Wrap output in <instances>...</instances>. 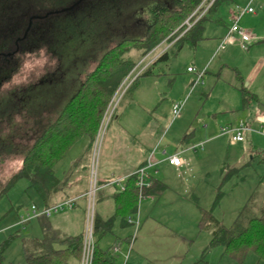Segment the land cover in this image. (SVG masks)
Listing matches in <instances>:
<instances>
[{
	"label": "rangeland",
	"instance_id": "1",
	"mask_svg": "<svg viewBox=\"0 0 264 264\" xmlns=\"http://www.w3.org/2000/svg\"><path fill=\"white\" fill-rule=\"evenodd\" d=\"M173 2L174 0H78L71 6H68L67 3L60 8H50L51 12L47 15L43 13L46 11L45 9L36 8L34 16L40 18L34 19L31 25L29 22L26 37L19 43L16 54L0 57V155L10 150L23 151L27 149L29 144L24 140L30 138L31 135L33 138L36 137L53 121L65 102L77 91L82 82V75L89 67V60L96 59L111 45L124 39L142 37L150 22L149 7L159 3L171 6ZM230 3L231 0H223L219 3L218 8L205 14L201 22L204 35L213 36V33L217 32L216 26L222 27L223 23L222 25L218 24L217 18L225 17L224 11ZM213 40L212 38L211 42H200L195 47L184 45L176 54H171L170 46L167 47L165 43L161 44L148 55L149 63L139 66L133 76L124 82L112 116L104 130L89 147L90 168H88L90 170L88 171L90 176L92 174V180L94 176L96 180L98 175L107 173L105 165L101 164L99 155L110 150L113 144H118L124 150L123 155L129 147L132 156L137 154L141 138L137 133L138 125L146 133L142 134L144 135L141 140L143 147L150 146L154 138L156 139L158 135L162 134L173 119L168 108V102L171 107L172 96L169 95L171 90L177 91L180 88L179 77L191 75L187 72V67H195L192 64L195 48L198 49V57H202V48L199 47L208 48ZM166 47L170 55L169 58L157 61L153 65L150 64L151 59ZM139 55V50L131 49L125 57H131L138 62ZM147 65H152V72L153 69L156 72H164L160 76L161 82H163L156 88L157 93L160 88V94L158 96L154 94L153 97L151 93L145 92L143 95L149 99L148 103L134 104L133 106L131 103L134 92H136L141 79L147 76L140 77L137 82L133 79ZM196 71L201 70L197 69ZM146 81L151 80L147 79ZM194 81L195 79H193ZM200 86V82L195 85L191 84L185 94L188 95L193 91L191 95H194ZM184 96L182 97L184 98ZM141 111H144L145 114H142ZM176 121L170 124L169 128L174 126L176 131H179L180 127L177 128ZM125 126L133 132L135 131L136 134L124 132ZM148 129L152 130L150 134L147 132ZM172 136L182 139L183 134ZM166 140H168V136L163 140V143ZM89 143L90 139L87 136L75 141L60 162V170L66 169L73 158L81 155L80 159L72 166L74 174L77 177L81 176L85 170L83 157L86 148L88 150ZM179 147L180 143L178 142L177 147L172 145L170 150L173 152ZM200 148L195 150L200 151ZM213 149L217 154L223 152V150L219 152L216 147ZM110 154L112 160L121 158L120 154L117 156ZM230 158V154H226L225 151L222 156L225 167L222 166L224 171L221 172L219 166L213 169L209 167L208 170L204 159L194 161L193 166L189 162L186 171L179 174L178 180L192 176L191 183L197 188L193 195L195 197L190 196L189 200H186L169 195L160 202L156 197V201L151 200V207L172 205L185 209L189 213L192 208L197 211V207L212 209L213 215L225 226H231L235 221L245 223L249 217L259 215L262 210L260 206L255 205V201L259 202V198L255 199V197L257 190L260 192L259 182L263 183L264 181L262 179L264 166L258 163V159H255L248 166L231 172V169L226 166L231 162ZM218 160L217 165H219ZM20 163L21 156L6 158L0 162V181L13 174L20 167ZM226 171L230 172L227 178H225ZM261 179L263 181H260ZM188 193L184 191L182 195L186 196ZM145 199L148 198H139V210L144 207L143 200ZM39 201L34 188L30 187L27 179L18 180L7 194L0 198V243L9 235L16 234L15 239L10 241L4 249L3 264H24L22 241L29 244L26 239L41 238L35 233L38 230L37 226L36 229H31L28 224L20 223L21 217L26 216L32 204L39 208L43 207ZM247 202L249 203L247 204ZM246 204L247 207L244 208ZM74 205L75 207L71 210L64 208L59 211L55 217L74 212L81 213V219L85 226L86 199H80L74 202ZM95 206H97V200L92 208L93 214L96 211ZM241 211L242 213L239 215ZM197 221L198 223L195 221L193 223L191 214H189L188 222L195 225L187 230H179V233L185 234L187 239L173 240L166 247L164 245L154 246L152 251L147 253L148 261L144 260L141 264H164L161 257H163L165 249L175 250L176 264L178 261H182V264H190L192 257L201 260L196 264H264V260H259L252 250L247 252L242 262H239L232 256L224 254L221 246H210L208 244L209 234L205 230H200L199 220ZM161 235L169 237L165 229L161 231ZM101 244L104 245V241Z\"/></svg>",
	"mask_w": 264,
	"mask_h": 264
},
{
	"label": "crops",
	"instance_id": "2",
	"mask_svg": "<svg viewBox=\"0 0 264 264\" xmlns=\"http://www.w3.org/2000/svg\"><path fill=\"white\" fill-rule=\"evenodd\" d=\"M236 4L241 6L248 5L253 8V12L244 13L239 19V25L251 35L250 42L245 47H242L237 38L235 41L226 43L221 47L220 42L227 33L229 23H231V10ZM224 13L225 17L223 19L217 18L218 24L222 25L223 23L222 27L219 28L215 25L217 32L213 33V36L204 35L203 33V39L198 42H209L212 38L214 39L208 48L199 47L202 48V57H198V49L195 48L194 61L192 62L195 67H192L195 71L199 69L204 72L201 77V86L197 92L194 95H191L193 91L188 93V95L187 93L185 94L187 88L193 84V79H195L194 71L187 70L191 75L179 77L181 81L180 88L177 91L171 90L169 94L172 96L170 100L171 107L168 102L169 113L171 114L172 110L170 108H172V104L176 100L182 99V96L185 95V102L179 115L172 117L173 119H171L167 128L156 139L154 138L155 141L153 140L152 144L148 147H143L141 140L144 136L142 134L145 131L138 125L137 133L141 138L137 154L134 156L129 151L130 147L123 155L124 150L118 144H113L110 150L104 152L103 155L102 153L99 155L101 164L105 165L104 168L107 173L96 177L97 190L95 202L97 200V206H95L96 211L94 216L95 219H100L103 222L111 218V225L110 229L99 241L98 246L101 249H109L119 242V246L114 250L117 256V264H141L144 260L148 261L147 253H150L154 246L164 245L166 247L173 240L178 239L182 241V238L187 239L185 234L179 233V230H187L195 225L188 222L189 214H191L193 223L194 221L198 223L197 220L200 221L203 211H211L212 213V209H203L202 207H197V211L196 209L194 211L192 208L190 213L185 211V209L173 207L172 205L151 207V200L156 201V197L159 198L157 200L159 202L169 195L177 199L189 200V197L195 194L197 188L191 183L192 176L178 180L179 174L186 171V166H189V162L193 166L194 161L204 159L208 170L209 167L213 169L219 166L221 172L222 170L224 171L225 167L222 156L226 151V154H230L231 156V162L226 166L231 170L232 168H239L241 165L246 167L250 163H253L255 159H258V163L264 166L261 162V158L264 157V0H231L230 5ZM159 54L160 52L152 59L156 58ZM146 59H140L137 65L142 66L145 63H149V60L145 61ZM162 73L164 72H156L153 69L151 75L141 79L133 95V102L131 103L133 106L134 104L148 103L149 99L143 95L145 92L151 93L153 97L154 94L155 96L160 94V88L158 89V93L156 88L163 82H161L162 79L160 78ZM147 79L151 81H146ZM141 108L143 109L144 107ZM141 113L145 114L144 111H141ZM175 120H177V128L180 127L179 131H176L174 126L169 128L170 124ZM239 121H243L248 127L243 132L244 138L242 141H234L230 134L221 132L222 127L234 126ZM119 126L121 127V124ZM125 131L131 134L135 133V131L133 132V130H130L126 126L124 127ZM142 131L144 132L142 133ZM147 132L150 134L152 130L148 129ZM180 133L183 134L182 139L176 138V136L171 137V135ZM166 136H168V140L163 143ZM178 142L180 143V147L172 152L170 148L172 145L177 147ZM93 143L90 140L88 150L86 148V153L83 157L85 170L81 176L77 177L72 171V166L80 159L81 155L73 158L64 170H60L59 168L61 159L55 170L59 186L53 192L48 202L44 201L34 189L40 200V205L46 206L45 203L51 205L68 199H74L72 207L68 208L71 210L75 207L74 202L83 198L86 199L88 204L86 195L90 186L88 151L90 145L92 146ZM198 147H201L200 151L195 150ZM213 147L218 148L219 152L222 150L223 152L217 154ZM110 153L115 156L120 154L121 158L112 160ZM175 154L182 159L181 165L175 166L168 162L167 158ZM217 159H219V165L216 164ZM148 160L152 162L150 166H147ZM145 166L147 174L145 179L149 181L150 185L152 181L157 180L164 188L158 194L139 195V198H148L143 200L144 207H141L140 210L138 201L136 205L135 202L131 204L129 200L118 198L117 201L116 196L121 190L120 184L116 181L120 179L122 182H125L129 175L133 174L139 167ZM109 171L111 172L107 175ZM182 191L189 193L184 196L182 195ZM261 196L264 197V191L261 192ZM261 203L262 201H259L257 205L262 209ZM86 210H84V214ZM57 214L47 218L52 228L62 234H82L85 226L81 219V213L74 212L61 217H55ZM129 217L133 220H138V224L129 222ZM213 217L220 224L224 225L214 215ZM41 221H43L41 218L36 217L26 221L24 225L28 224L31 229H36L37 226L38 230L35 233L42 237L43 229ZM163 228L167 230L169 237H162L161 231L164 230ZM200 230H205L209 234L210 243L211 228L207 226L200 228ZM37 239L40 238H30L26 239V241H35ZM102 241H104V245L101 244ZM215 246L223 248L222 245ZM174 252L175 250L166 249L163 251L164 254L161 259L164 260V264L177 263ZM200 261L192 257L191 262L196 264ZM78 263L79 261L75 258L69 260V264ZM178 264H182V261H178Z\"/></svg>",
	"mask_w": 264,
	"mask_h": 264
},
{
	"label": "trees",
	"instance_id": "3",
	"mask_svg": "<svg viewBox=\"0 0 264 264\" xmlns=\"http://www.w3.org/2000/svg\"><path fill=\"white\" fill-rule=\"evenodd\" d=\"M76 1L78 0H0V57L16 54L19 43L26 37L29 22L31 25L34 19L40 18L34 16L36 8L45 9L43 13L47 15L51 12L50 8H60L67 3L71 6ZM221 1L223 0H213L209 4L210 0H174L171 6L153 4L148 11L149 26L142 37L124 39L111 45L96 59L89 60V67L82 75L79 88L65 102L59 114L36 137L33 138L31 135L24 140L28 142V148L23 151L10 150L0 155V162L6 158L21 156L20 167L8 178L0 181V198L6 195L18 180L27 179L30 187L48 202L59 186L55 170L61 159L71 145L83 136H88L91 142H94L109 101L123 80L130 77L138 68V62L125 55L131 49H137L140 53L137 61L146 59L153 49L164 43L167 47H171V54L179 52L184 45L195 47L203 39L201 22L205 14L218 8ZM208 4L205 12L198 17ZM186 21L192 24L187 26ZM167 47L152 59L150 64L167 60L170 56ZM152 65L143 68L133 81L137 82L140 77L151 75ZM261 162L264 164V157L261 158ZM239 168H232L231 172ZM229 173L225 174V178ZM262 179L260 181H263ZM136 180L135 173L128 176L124 182V189L116 196L117 201L118 198L129 200L131 204L135 202L136 205L139 193L158 194L164 188L161 183L154 180L149 187L139 190ZM258 187L260 192L257 190L255 199L259 198L263 206L259 215L249 217L245 223L235 221L231 226L225 227L213 217L211 211H203L199 221L200 228L207 226L211 228L209 245H222L224 253L239 262L244 260L250 250L259 260H264V197L261 196V192L264 191V181L259 182ZM257 203L255 201L256 205ZM45 205L48 206L49 203ZM241 213L242 211L239 215ZM39 218L43 220L41 221L42 237L28 241L29 244L22 241L24 264H69L71 258L79 261L83 234H62L51 227L47 217ZM110 225L111 218L106 222L94 218L95 247L91 264H117V256L113 248L118 247L119 242L109 249H101L98 246L103 235L110 229ZM15 237L16 234L9 235L0 243V264L4 262V249Z\"/></svg>",
	"mask_w": 264,
	"mask_h": 264
},
{
	"label": "built area",
	"instance_id": "4",
	"mask_svg": "<svg viewBox=\"0 0 264 264\" xmlns=\"http://www.w3.org/2000/svg\"><path fill=\"white\" fill-rule=\"evenodd\" d=\"M212 1L213 0H210L209 4ZM209 4L203 9V11L199 14L198 17H200L205 12ZM248 12H253V8L248 5L241 6V5L236 4L233 6V9L231 10V13H230L231 23L229 25L226 35L223 37V39L220 42L221 47H223V45L226 43H231L235 41L237 38L239 39L242 47H245L250 42L251 35L243 27L239 25L240 17L244 13H248ZM186 24L187 26H190L192 23H190L189 21H186ZM187 70L195 72V81L193 82L194 85L201 82L202 80L201 77L204 73L203 70L195 71L193 67H188ZM132 76H133V73L131 74L130 77ZM130 77L125 78L123 80V82L121 83V85L119 86V88L116 90L111 100L109 101L103 113V116H102V119H101V122L98 128L96 139L98 138L101 131L104 130V127L106 126L108 120L112 116L114 109L116 107V104L118 102V99L120 97L119 94L123 88V84L124 82L128 81ZM184 102H185V99L182 98V99L176 100L172 104L171 112H172L173 117H177L179 115L184 105ZM247 129L248 127L245 125V123L243 121H239L234 126L222 127L221 132L230 134L234 141H242L244 138L243 132ZM167 160L170 164L175 165V166L181 165L182 163V159L178 157L176 154L169 156ZM147 164H148L147 166H150L152 162L148 160ZM145 169H146V166L139 167L134 172L137 175L136 186L139 188V190H141L144 187H148L150 185L149 181L145 179L147 177ZM91 173H92V167H91ZM116 182L120 184V190L122 191L124 189V182H122L120 179L117 180ZM96 190H97V186H96L95 176H94V179L92 180V174H91L90 186L86 193L88 204H87V210H86V220H85V227H84V233H83L82 248H81V253H80L78 264H91L92 259H93L95 242H94V235H93L94 214L92 212L93 211L92 208L95 202ZM140 196H141V193H140ZM73 201L74 199H68L62 202L53 203L48 206H43L41 208H39L35 204H32L30 206V209L27 211L26 216L21 217L20 223L24 224L26 221L32 218L40 217V216H45L49 218L53 216L54 214H57L59 211L63 210L64 208L72 207ZM90 208H91V214H90ZM128 221L135 222L136 224H138V220H135V219L133 220L131 217L128 218ZM113 249L116 250V248H113Z\"/></svg>",
	"mask_w": 264,
	"mask_h": 264
}]
</instances>
